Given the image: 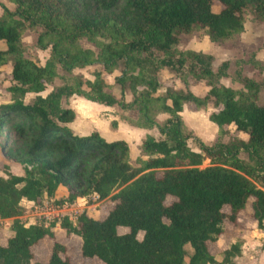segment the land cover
Segmentation results:
<instances>
[{"label": "trees", "instance_id": "obj_1", "mask_svg": "<svg viewBox=\"0 0 264 264\" xmlns=\"http://www.w3.org/2000/svg\"><path fill=\"white\" fill-rule=\"evenodd\" d=\"M8 1L15 8L1 5L0 72L11 64L10 98L0 104V135H12L13 144L0 141V153L21 165L23 175L0 176V219L12 218L11 236L0 241V264H69L66 246L51 226H25L19 218L22 200L55 198L60 188L66 197L55 198L58 205L88 195L113 202L100 219L81 213L74 225L62 218L60 227L80 238L83 258L101 264H233L241 252L239 243L224 250L221 260L211 254L208 243L223 233L225 222L235 223L248 203L257 228L264 230L260 83L243 77L240 89L225 86L220 80L228 76V61L213 71L211 55L175 46L182 33L199 30L211 42L226 41L243 31L247 11L264 21V0ZM216 4L218 11L213 9ZM28 26L40 28L37 48L49 49L43 65L25 55L21 36ZM82 39L97 51L83 48ZM249 63L253 68L263 64L257 59ZM92 65L107 73L120 70L114 79L119 98L106 90L100 71L93 73V80L72 73ZM185 67L195 83L205 82L204 95L194 94L185 80L183 87L162 89L161 68ZM56 78L62 84L39 95ZM28 93L36 95L26 103ZM73 95L134 111L136 119H127L128 125L156 128L159 137L148 135L141 142L133 165L123 139L108 141L96 130L81 136L69 130L66 125L74 121L75 112L62 107L61 99ZM210 102L219 107L208 117L217 133L215 142L206 145L185 126L180 113L184 105L198 110ZM164 114L167 118L158 122ZM189 139L199 151L188 146ZM242 152L247 161L239 157ZM204 158L212 164L200 168ZM169 196L175 200L166 204ZM119 227L126 232L119 233ZM45 240L51 243L47 260L34 261L32 248Z\"/></svg>", "mask_w": 264, "mask_h": 264}, {"label": "rangeland", "instance_id": "obj_2", "mask_svg": "<svg viewBox=\"0 0 264 264\" xmlns=\"http://www.w3.org/2000/svg\"><path fill=\"white\" fill-rule=\"evenodd\" d=\"M76 3H81L83 0H74ZM1 5L9 10H14L15 5L8 0H0V16L3 12ZM215 11L219 10V6L214 5ZM27 25V24H26ZM40 28L26 27L21 36L22 45L26 48L25 55L33 59L37 63L43 65L49 56V49L41 50L36 46L37 35ZM80 44L83 48H90L97 51L96 47L82 39ZM178 50H193L209 54L213 57L212 69L216 71L219 65L224 62H229L227 70L228 76L220 80V83L234 88L240 89L242 84L240 79L248 77L260 83L257 102L264 104V21H257L253 14L249 11L246 13L244 29L241 33L235 34L222 43L211 42L205 35L203 30L194 32L193 34L182 33L179 36V41L176 44ZM250 59H257L263 64L260 68L252 67L249 63ZM11 64L2 66L0 72V104L9 101L10 94L7 90L9 81V71ZM100 71L102 78L108 84L107 91L113 93L117 98L120 97V91L114 83L116 76L120 74V70L116 69L112 73H107L100 69L98 65L87 66L84 68H76L73 74L80 76L83 80H93V73ZM59 74H62L61 69H58ZM158 80L160 86L164 90L170 84L183 87V80L188 83L187 88L196 95H204L208 89L205 82H194V78L188 73L187 68L180 71H174L169 68H161L158 72ZM62 79L56 78L50 84L45 86V90L39 93L41 96L47 95L54 87L62 84ZM160 89L158 93H163ZM36 94L28 93L24 97L26 103L31 102ZM125 99L130 100L131 94L126 93ZM62 107L70 108L75 112V119L73 122L67 124L71 132L75 135H86L94 130H97L106 140L112 141L123 139L127 142L130 150V162L136 165L135 159L139 155L138 146L148 136L154 138L159 137V132L154 129H139L133 128L126 122L127 119L135 120L136 112L124 111L119 106H105L95 102H91L77 95L61 99ZM219 107H214L210 102L204 109L196 110L193 105H184L180 113L185 126L198 137L206 145H211L216 140L217 128L214 123L209 121L208 117L211 113L217 112ZM167 114L158 116V122H162L167 118ZM113 121L115 126L112 125ZM134 129V130H133ZM137 129V130H136ZM139 129V131H138ZM141 130V131H140ZM233 130V129H232ZM1 142H8L13 144V136H5V132L0 135ZM188 146L199 151L197 144L192 139L187 141ZM239 157L247 161V155L240 153ZM212 163L209 158H204L200 168L210 166ZM8 174L23 175L22 166L17 163L9 162L0 153V176L6 177ZM260 186L259 184H257ZM64 190V191H63ZM65 189L60 188L56 199L65 198ZM43 196L40 201L28 202L21 201L24 209L23 214L19 217L25 226L31 224H43L44 226H51L57 233V239L65 244L66 255L70 262L69 264H101L98 259L83 258L80 255V238L75 234H67L61 227L60 223L63 217L68 219L75 225L77 224V217L81 213H86L89 217L94 219L103 218L113 205V202L107 198L98 200L96 195H88L84 199H76L68 203L64 202L61 205L56 204L55 199ZM175 199L167 197L166 204H170ZM226 212H229L228 207H224ZM251 208L248 203L242 213V218L239 224L225 222L224 231L216 241L209 242L208 248L211 254L217 259L221 260L224 250H226L232 243L242 244L241 234L249 229H254L256 222L250 215ZM11 221L12 218L0 219V241L6 242V239L11 236ZM126 228L119 227L118 232H126ZM142 231L138 233V238L141 239ZM264 239V238H263ZM259 242L247 245V250L250 255L246 253L240 254L234 258L233 264H264V242L257 239ZM233 241V242H232ZM51 250V243L45 240L32 248L34 261H46ZM243 250V249H242Z\"/></svg>", "mask_w": 264, "mask_h": 264}, {"label": "crops", "instance_id": "obj_3", "mask_svg": "<svg viewBox=\"0 0 264 264\" xmlns=\"http://www.w3.org/2000/svg\"><path fill=\"white\" fill-rule=\"evenodd\" d=\"M135 128V127H133ZM141 129V128H139ZM138 129V131H139ZM134 130V129H133ZM137 130V129H136ZM142 130V129H141ZM140 130V131H141ZM144 130V129H143ZM147 130V129H146ZM97 131V130H96ZM244 210L240 211L239 214H238V217H237V220H236V224H239L240 223V220L242 218V213H243ZM251 215V214H250ZM233 224V223H232ZM261 239L260 241L264 242V230H261V229H258V228H254V229H249L247 231H244L243 234H241V239L244 240V242L242 241V244H241V252L240 254H244L248 252L247 250V245L248 244H251L252 243H257L259 242L257 239ZM233 242V241H232ZM243 249V250H242ZM248 254L250 255V252H248ZM259 264H263V263H259Z\"/></svg>", "mask_w": 264, "mask_h": 264}]
</instances>
